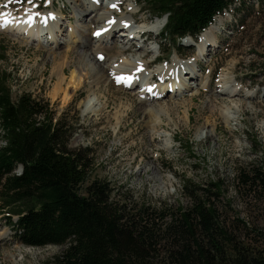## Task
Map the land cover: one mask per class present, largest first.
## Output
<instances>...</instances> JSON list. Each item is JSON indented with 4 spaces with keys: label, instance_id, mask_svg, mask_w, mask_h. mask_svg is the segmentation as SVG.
Returning a JSON list of instances; mask_svg holds the SVG:
<instances>
[{
    "label": "rangeland",
    "instance_id": "1",
    "mask_svg": "<svg viewBox=\"0 0 264 264\" xmlns=\"http://www.w3.org/2000/svg\"><path fill=\"white\" fill-rule=\"evenodd\" d=\"M132 1L136 5L135 16L138 20L145 19L147 24L154 25L156 18L143 2ZM251 1L254 2L255 12L242 26L236 22L240 15L234 6L233 12L230 9L215 17L214 20L222 18L225 21L216 34L215 46L212 41L206 44L208 50L198 59L199 65L194 71H198L200 76L192 80L197 84L192 89L196 93L154 102L155 105L169 108L166 113L157 116L144 112L148 104L139 101V94H144L141 90H125L117 85V81L89 87L92 79L86 78L85 81L89 82H83L69 102L64 103L61 96L52 98L51 91L57 82V75L49 57V42H45V47L41 48L31 39L25 42L22 37L0 30V72L6 75L13 101L22 93H29L47 102L57 116L63 113L69 123H75L69 146L89 148V180L108 181L113 189V202L126 203L128 208L146 203L157 211L166 209V216L158 225L164 229L171 220L169 209H184L192 202L184 190V180L206 186L210 181L222 179L221 195L216 205L222 220L229 223L234 221L232 230L235 236L246 243L248 238L243 222L247 224V230L251 228L264 232V192L253 194L234 181L239 168L264 166V7L257 0ZM0 2L6 4L8 0ZM26 4L24 0L20 3L12 0L7 6L21 11L29 5ZM47 4L46 1L42 4L44 13L56 14L58 21L64 22L65 19L58 14L61 11L60 14L71 19V23L75 22L76 13L68 0H59L54 6L49 4L53 8L46 7ZM31 6L34 7L33 4ZM0 7L5 8L4 5ZM92 11L90 9L86 15L81 13L79 16L84 25V30H80L88 36L97 27L90 20L94 14ZM69 31L66 20L58 32L60 37L56 42L59 43H53L52 51L64 53L68 50L65 42L71 45ZM150 34V45L154 50L145 57L149 62L146 67L149 73H156L157 67L168 68L174 57L183 65L182 62L187 63L190 58L189 61H192V57L199 53L200 38L195 42L188 38L180 41L182 53L186 54L184 58L172 52L173 44L162 41L155 31ZM115 35L118 36L117 33ZM87 39L84 33L79 34V41L83 44ZM136 47L132 46L134 49ZM81 48L72 46V61L64 69L65 83L75 67L73 63L76 65V55ZM114 50L113 47L106 53L110 55ZM155 57L158 58L153 61ZM103 64L108 65V57ZM222 74L228 80L232 79L239 89L250 91L254 96L243 99L219 95L216 85ZM207 80L212 82L203 88L202 82ZM88 96L98 98L102 106L98 112L83 110ZM233 103L240 104L239 112L236 120L227 121L220 108L223 105L236 108ZM212 127L214 132L207 134L206 129ZM197 131H201V135ZM160 136L163 140L156 138ZM168 137H173L174 142L167 140ZM16 172H19L18 169ZM161 181L167 191L159 188ZM8 216L10 214L0 208V264H50L53 257L64 249L62 245L33 247L17 242L6 222ZM16 218L13 215L11 220L15 221ZM3 233L5 235L1 236ZM164 250L161 247L160 258L164 256Z\"/></svg>",
    "mask_w": 264,
    "mask_h": 264
},
{
    "label": "trees",
    "instance_id": "2",
    "mask_svg": "<svg viewBox=\"0 0 264 264\" xmlns=\"http://www.w3.org/2000/svg\"><path fill=\"white\" fill-rule=\"evenodd\" d=\"M137 1L153 18L166 16L160 38L183 56L181 39H196L230 4L236 3L240 26L255 12L251 0ZM257 1L263 8L264 0ZM74 124L29 93L13 101L0 72V208L10 214L6 222L17 242L65 246L50 264H264V232L247 230L237 219L247 232L243 243L232 230L234 221L221 218L216 200L222 179L206 186L184 180L192 202L167 208L171 220L161 229L166 209L128 208L111 200L108 181L89 180V148L68 145ZM234 181L253 194L264 192V166L239 168Z\"/></svg>",
    "mask_w": 264,
    "mask_h": 264
},
{
    "label": "bare ground",
    "instance_id": "3",
    "mask_svg": "<svg viewBox=\"0 0 264 264\" xmlns=\"http://www.w3.org/2000/svg\"><path fill=\"white\" fill-rule=\"evenodd\" d=\"M68 1L70 2L71 8L74 10V13H76V16H74L76 19L74 23H71V19L66 18L64 14L61 15V11L60 13L58 12L59 16H61L62 19H65L64 22L66 20L68 21L70 27L69 36L71 45L65 42L66 46H68V50L64 53L52 51L53 43H59L56 42V40L60 37L58 36V32L61 31L64 22L58 21L56 14L40 13L38 19L33 20L29 25L25 22L27 20V14L24 9L30 8L31 14L37 12V9L30 4H27L28 6L26 5L27 7L21 11L14 10V8H11L10 6L5 7L4 10L0 7V12L9 14L7 18L11 21L5 26H0V30L8 32L13 36L22 37L25 39V42H28L31 39L30 41L35 42L36 45L41 48L45 47L43 45L45 42L51 43L49 44L50 51L48 50V52L49 57L55 65L53 71L57 75V82L53 85L54 87L51 91L52 98L61 96L64 103L69 102L73 93L82 87L83 82L84 84L89 82L85 81L86 78L92 79L88 83L89 87H98L102 82L107 84L113 83L114 81H117V77H121V81L117 84L121 88L128 91H136V88H139V90L144 89L142 91L144 94H139L138 99L139 101L147 102V108L144 109L145 113H151L156 116L166 113L169 108L161 104L155 105L154 102L158 103L171 97H181L180 95L184 96L186 94L193 96L196 93L192 91V89L194 88L193 85L197 86V84L192 80L197 79L200 76L198 75L200 74L198 71H194L199 65L198 59L201 56H204L205 51L208 50L206 44L212 41L211 43H214L215 46L217 41L216 34L220 30V25L225 21V19L217 18L199 35V53L196 56L194 55L195 57H192V61H189L191 58L187 63L181 61L183 63L182 65L179 63V59L174 57L168 68L157 67L156 69L158 70L156 73H149L147 71L148 68H146L149 66V62L145 60V57L154 50L150 45V39L152 38L150 32L162 27V18H157L154 25L149 23L148 25L145 19L138 20L135 16L136 5L132 0H106V2H104V0ZM54 3L55 0H51L48 2V5L51 4V6H54ZM113 4L116 5L115 8L112 7ZM51 6L49 5L50 8H52ZM90 9L94 12L90 19L91 23H94L97 27L92 29V32L89 33L88 36V34L83 31L84 28L82 27H84V25L80 22L82 18L79 16L81 13L86 15V12ZM44 15L47 16L46 23L42 22L43 20L41 19ZM13 18L15 19L13 20ZM2 21L3 17H0V24H2ZM109 21H112V23H109ZM127 23H130L128 27H126ZM50 24L52 25L51 28L49 26ZM119 27L120 30L115 31V29ZM81 28L83 30H80ZM47 29L50 31L47 32ZM86 30L87 29L85 28V31ZM98 31L100 32V35H95ZM141 31L147 32L144 34L145 39L143 44L137 37V33ZM115 32L118 34L117 37ZM80 33H84V36L88 38L84 44L82 41H79ZM132 44L137 46L136 49L132 48ZM74 45L77 48H80V46L83 48L77 53L76 65L73 63V66L75 67L70 71L69 79L65 83L64 69L72 61V59L70 60V54L71 52H74L72 49V46ZM113 47L115 48L114 53L110 55L106 53L108 49H112ZM99 55H104V63L106 57H108V65L104 66L103 62L98 59ZM139 67H142L143 70L139 71ZM82 72H84V79ZM145 73V76L149 77L151 75L154 76V74L156 76L157 74L159 81H157L154 86H152V84L150 85V82L144 81L140 87L136 86V88H132L134 82L141 78ZM208 85V81L202 82L203 88L208 87ZM216 87L218 88L217 93H219V95L241 97L243 99H251L254 96L253 93H250L247 90L242 91L239 89L237 84L232 79L228 80L225 74H222V77L219 78ZM149 89H151V91H149ZM83 105L84 111H93L94 113L102 108L101 104L98 102V98H92L91 96L86 98ZM233 105L236 108L231 107L232 105H223L220 108L223 112V117L227 121L235 119L237 112H239L240 104L233 103ZM213 106L215 105L213 104L212 107ZM206 130L207 134H212L214 132V127ZM201 131H197L199 135H201ZM167 140L174 142L173 137H170V139L168 137ZM18 171L21 172V168H18ZM159 188L167 191L166 188H163L162 181L159 184ZM146 206H148V204H146ZM143 207L145 206L143 205ZM3 235H5V233L1 236Z\"/></svg>",
    "mask_w": 264,
    "mask_h": 264
},
{
    "label": "snow or ice",
    "instance_id": "4",
    "mask_svg": "<svg viewBox=\"0 0 264 264\" xmlns=\"http://www.w3.org/2000/svg\"><path fill=\"white\" fill-rule=\"evenodd\" d=\"M12 2V0H8V3ZM17 3H20L21 0H16ZM28 3L31 5L33 4V0H28ZM4 7H7V3L4 5ZM112 7H116L115 4L112 5ZM25 13L27 14V20L25 21L26 23H28L29 25L32 23L33 21V15L31 14V9L30 8H26L24 9ZM9 14L7 13H3V12H0V17H3V21H2V24H0V26H5L7 24H9L11 21L7 18ZM36 15H39V13H36ZM15 18H13L14 20ZM18 22V21H17ZM42 22H45L46 21H42ZM109 23H112V21H109ZM95 35H100V32H96ZM117 82L119 83L121 81V77H117ZM126 79V78H124ZM149 91H151V89H149Z\"/></svg>",
    "mask_w": 264,
    "mask_h": 264
}]
</instances>
